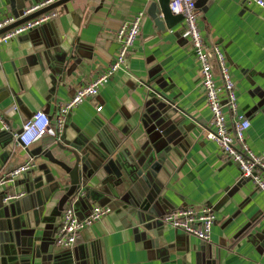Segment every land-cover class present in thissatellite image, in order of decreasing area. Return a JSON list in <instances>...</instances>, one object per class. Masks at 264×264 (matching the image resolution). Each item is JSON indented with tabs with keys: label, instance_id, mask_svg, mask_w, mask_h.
<instances>
[{
	"label": "crops",
	"instance_id": "0c3cea01",
	"mask_svg": "<svg viewBox=\"0 0 264 264\" xmlns=\"http://www.w3.org/2000/svg\"><path fill=\"white\" fill-rule=\"evenodd\" d=\"M154 1L72 0L53 10L56 17L41 27L0 44V178L31 156L39 155L38 165L52 166L44 154L58 137L48 134L24 148L15 134L38 111L47 113L54 127L60 106L115 61L117 31L139 12L145 16L127 68L65 117L67 136L97 148L118 142L117 152L126 165L142 158L153 131L152 117L159 116L154 120L166 138L179 142V154L170 157L171 165H164L155 183L166 203L157 202L155 211L143 216L111 212L83 230L73 249H63L54 242L67 205L57 210L54 201L36 228L35 240L47 254L35 264H264V237L259 235L264 232V192L252 181H239L237 165L205 138L204 130L212 129V114L201 64L191 41L181 35L182 22L173 29H157L148 13ZM198 8L203 39L223 50L239 111L250 119L246 141L256 154H263L264 9L245 0H208ZM15 12L12 0H0V18ZM58 55L66 57L69 74ZM151 87L170 99L172 107ZM156 102L166 113L156 109ZM53 150L59 155L57 147ZM31 173V178L42 174L38 169ZM99 176L107 177L103 170ZM25 177L7 188V193L25 194L15 201L27 195ZM204 204L213 205L216 214L209 242L159 221L170 210ZM92 208L76 211L84 217ZM3 216L0 204V219ZM35 222L32 215L33 227ZM15 258L6 255L2 264H21Z\"/></svg>",
	"mask_w": 264,
	"mask_h": 264
},
{
	"label": "built area",
	"instance_id": "2783aa9c",
	"mask_svg": "<svg viewBox=\"0 0 264 264\" xmlns=\"http://www.w3.org/2000/svg\"><path fill=\"white\" fill-rule=\"evenodd\" d=\"M60 0H40L27 6L22 17L9 14L0 18V31L12 26L23 17L32 15ZM199 0H171L170 7L174 14L183 16L182 36L191 41L197 60L201 64L202 85L206 93L208 105L212 114V129H205V138L214 141L223 157L237 165L240 180L253 182L254 186L264 192V153L256 154L246 141V133L251 127L250 119L239 111L238 96L230 68L223 50L212 44H207L199 27L202 12L198 8ZM246 5L264 9V0H245ZM144 12L137 13L131 21L120 25L116 39L119 51L115 61L89 84L78 90L76 95L59 108L56 125L52 127L50 116L36 112L15 134L19 145L29 148L46 135L59 137L66 125L65 117L86 100L98 96L100 89L105 86L119 70L128 66V54L134 48L141 31ZM56 13H44L29 21L0 34V44L8 43L22 35L41 27L49 22ZM17 107L15 106V110ZM102 106L97 107L101 112ZM38 167L35 157H28L26 162L0 178V194L7 192L10 184L21 175H25ZM24 193H6L4 202L20 199ZM107 206L96 204L84 217H79L74 206L67 205L63 211L62 222L57 230L56 244L63 249H73L86 228L100 221L111 213ZM162 222L187 235H192L204 242L211 239L212 229L216 222L215 207L211 204L201 206L179 207L168 211Z\"/></svg>",
	"mask_w": 264,
	"mask_h": 264
},
{
	"label": "water",
	"instance_id": "95a60500",
	"mask_svg": "<svg viewBox=\"0 0 264 264\" xmlns=\"http://www.w3.org/2000/svg\"><path fill=\"white\" fill-rule=\"evenodd\" d=\"M32 1L37 0H12V7L16 10L15 16L22 17L27 3ZM69 1L72 0H60L32 15L23 17L12 26L1 30L0 34L62 7ZM206 1L208 2V0H199L197 6L203 7ZM170 3L171 0H156L149 7L148 13L160 31L173 29L183 20L182 15L172 12ZM70 55V59H75L74 54ZM56 58L69 74L66 57L58 55ZM152 89L170 103L169 108L172 107L174 103L170 99L156 89ZM159 103L156 102V109L162 114L166 113ZM158 117L151 118L154 132L149 134L142 158L134 163L129 162L128 165L117 152L118 142L99 145L100 149L93 143H77V139H68L66 123L58 141H55L53 147L48 148L44 154L52 166L38 165L32 171L38 169L42 174L35 178H31L32 171L25 174L26 197L8 204L9 202H4L7 192L0 194V204L5 211V216L0 219V264L2 257L11 254L16 256L15 260L20 261L21 264H35L36 259H46L44 254L47 253L42 251L41 243L36 242L35 233L39 220L45 217L49 205L54 201L57 210H62L64 205H72L77 210L81 207L92 208L93 205L99 204L109 207L112 212H123L126 215L153 213L157 202L166 203L164 195L155 190V183L159 181L158 175L164 165L170 164V157L179 154V142L169 140L162 134L163 128H160L159 123L154 120ZM3 133L4 131L0 130V138ZM55 147L59 149V155L54 153ZM38 158L39 155L36 160ZM101 170L107 175L104 179L99 176ZM95 179L96 184L93 182ZM32 215L36 219L35 227L32 225ZM159 221L163 223L162 220ZM259 235L264 237V232L261 231ZM54 243L56 244V240Z\"/></svg>",
	"mask_w": 264,
	"mask_h": 264
}]
</instances>
